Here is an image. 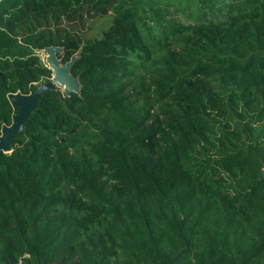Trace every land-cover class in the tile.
Returning <instances> with one entry per match:
<instances>
[{"label":"trees","instance_id":"16d2710c","mask_svg":"<svg viewBox=\"0 0 264 264\" xmlns=\"http://www.w3.org/2000/svg\"><path fill=\"white\" fill-rule=\"evenodd\" d=\"M48 47L79 92L0 152V264H264V0H0V136Z\"/></svg>","mask_w":264,"mask_h":264},{"label":"water","instance_id":"95a60500","mask_svg":"<svg viewBox=\"0 0 264 264\" xmlns=\"http://www.w3.org/2000/svg\"><path fill=\"white\" fill-rule=\"evenodd\" d=\"M46 53V63L49 64L47 67L52 71L51 81L53 85L57 87H65L63 92L66 95L70 93L79 92L78 80L74 78L70 73V68L73 62V59L70 62L62 63L56 55L61 54L59 47H48L43 50ZM42 91H37V93L32 96L28 101H24V104L20 102L16 103L20 107L18 114L13 118V124L10 127H3L1 130L0 136V152L3 154H11L13 151L12 143L10 139L13 135L21 132L26 122L29 120V115L33 108L35 107L36 101ZM21 100V99H20ZM23 101V100H22ZM264 178V171H262Z\"/></svg>","mask_w":264,"mask_h":264},{"label":"rangeland","instance_id":"374dc122","mask_svg":"<svg viewBox=\"0 0 264 264\" xmlns=\"http://www.w3.org/2000/svg\"><path fill=\"white\" fill-rule=\"evenodd\" d=\"M169 2L173 0H167ZM114 17V13L112 10L107 11L106 14L103 15H95L93 12L89 14H84L82 18L76 19V20H63L62 25L67 26L71 31L78 33L82 36L84 40L99 38L100 35L104 30H106L112 23V19ZM61 54L63 53L62 49L60 48ZM60 54V55H61ZM160 53L154 54L152 59L148 62L142 63L140 66L136 67L133 71V78L135 80L140 79L142 76L145 81H148L150 74L155 69L154 63L155 59L158 58ZM41 59L46 63V53L44 51L40 52ZM58 58V55H56ZM46 65L49 66V64L46 63ZM52 81L50 83H40L38 85V90H46L50 86H52ZM56 86V85H55ZM62 92L63 89L61 87H58ZM31 98V96H23L20 94H14L10 96V100L12 104L18 103L19 99H21L22 102L28 101ZM154 100V98H153ZM161 103H157L153 113L159 112V106ZM160 119H163V116H159Z\"/></svg>","mask_w":264,"mask_h":264},{"label":"bare ground","instance_id":"6f19581e","mask_svg":"<svg viewBox=\"0 0 264 264\" xmlns=\"http://www.w3.org/2000/svg\"><path fill=\"white\" fill-rule=\"evenodd\" d=\"M65 87H63L62 89H64ZM18 102H20L21 104H24V102H22L20 99H19V101Z\"/></svg>","mask_w":264,"mask_h":264}]
</instances>
